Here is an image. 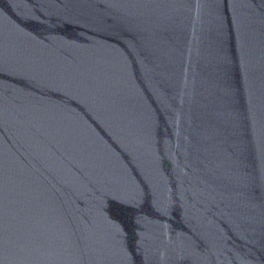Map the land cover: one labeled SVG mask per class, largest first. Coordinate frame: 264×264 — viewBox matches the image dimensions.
Instances as JSON below:
<instances>
[{
  "label": "water",
  "instance_id": "water-1",
  "mask_svg": "<svg viewBox=\"0 0 264 264\" xmlns=\"http://www.w3.org/2000/svg\"><path fill=\"white\" fill-rule=\"evenodd\" d=\"M0 264H264V0H0Z\"/></svg>",
  "mask_w": 264,
  "mask_h": 264
}]
</instances>
